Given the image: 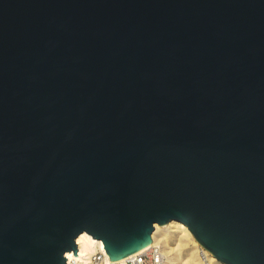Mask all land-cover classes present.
Instances as JSON below:
<instances>
[{
    "label": "water",
    "instance_id": "95a60500",
    "mask_svg": "<svg viewBox=\"0 0 264 264\" xmlns=\"http://www.w3.org/2000/svg\"><path fill=\"white\" fill-rule=\"evenodd\" d=\"M172 219L264 264V0H0V264Z\"/></svg>",
    "mask_w": 264,
    "mask_h": 264
},
{
    "label": "bare ground",
    "instance_id": "6f19581e",
    "mask_svg": "<svg viewBox=\"0 0 264 264\" xmlns=\"http://www.w3.org/2000/svg\"><path fill=\"white\" fill-rule=\"evenodd\" d=\"M152 237L153 240L150 245H158L162 252L163 259L161 264H226L203 247L188 228V225L182 221L172 219L164 225L156 223ZM76 242L78 245V257L82 260H86L99 246L104 247L103 240L94 238L87 231L81 232L76 237ZM200 250L204 252L208 261L202 258ZM66 253L67 257L75 255L72 251H67ZM123 259L125 257L120 260ZM108 262V258H106L100 264H108Z\"/></svg>",
    "mask_w": 264,
    "mask_h": 264
},
{
    "label": "built area",
    "instance_id": "2783aa9c",
    "mask_svg": "<svg viewBox=\"0 0 264 264\" xmlns=\"http://www.w3.org/2000/svg\"><path fill=\"white\" fill-rule=\"evenodd\" d=\"M72 253H74L72 251ZM67 257V253H65ZM108 258V264H161L163 255L160 247L156 244L150 245L146 249L139 250L125 257L123 260L112 261L106 252V249L99 246L86 260H82L77 255L67 257V264H100Z\"/></svg>",
    "mask_w": 264,
    "mask_h": 264
},
{
    "label": "rangeland",
    "instance_id": "374dc122",
    "mask_svg": "<svg viewBox=\"0 0 264 264\" xmlns=\"http://www.w3.org/2000/svg\"><path fill=\"white\" fill-rule=\"evenodd\" d=\"M200 254H201V256H202V258H203L204 260L206 259L205 261H208V259H207V257H205V254H204L203 251L200 250ZM202 254H203V255H202Z\"/></svg>",
    "mask_w": 264,
    "mask_h": 264
}]
</instances>
